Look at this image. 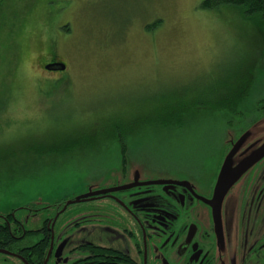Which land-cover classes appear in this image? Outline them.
<instances>
[{"label":"rangeland","instance_id":"obj_1","mask_svg":"<svg viewBox=\"0 0 264 264\" xmlns=\"http://www.w3.org/2000/svg\"><path fill=\"white\" fill-rule=\"evenodd\" d=\"M202 1L0 0V218L35 229L58 216L56 202H72L55 226L63 256L76 261L68 250L88 241L132 255L127 240L109 237L107 218L88 220L96 204L78 197L172 167L190 178L207 170L201 183L229 135L264 137V24ZM50 62L66 68L48 72ZM250 72L239 114L216 107L220 95L233 103ZM171 116L178 128L156 122ZM112 125L128 176L122 138L88 139Z\"/></svg>","mask_w":264,"mask_h":264},{"label":"flooded vegetation","instance_id":"obj_2","mask_svg":"<svg viewBox=\"0 0 264 264\" xmlns=\"http://www.w3.org/2000/svg\"><path fill=\"white\" fill-rule=\"evenodd\" d=\"M256 110H264V102ZM240 135H229L222 159L230 149L229 142ZM125 151L123 146L119 162L122 175L128 176ZM221 165L210 168L211 176L201 183L207 170L190 178L184 169L172 167L168 170L173 174L139 179L135 173L120 184L82 195L79 202L96 204L86 211L88 220L104 223L102 219L107 218L111 223L109 237L127 240L132 255L117 245L88 241L68 250V254L78 253L76 261H69L63 256L65 242L55 243V226L62 211L75 203L56 202L58 216L35 229L26 230L12 219L9 223L10 216L0 218V264L5 260L17 264H264V157L212 208L208 201L212 200ZM123 186L129 188L99 193ZM5 232L11 240L5 241Z\"/></svg>","mask_w":264,"mask_h":264},{"label":"trees","instance_id":"obj_3","mask_svg":"<svg viewBox=\"0 0 264 264\" xmlns=\"http://www.w3.org/2000/svg\"><path fill=\"white\" fill-rule=\"evenodd\" d=\"M224 5L237 9L240 13H242L243 15L242 17L244 18H250V19L255 18L264 24V0H203L201 3V8L207 9V10H213V9L218 10L220 6H224ZM50 61H53V60H50ZM245 74H246L245 77L239 78V82L241 83V86L239 87H242V89H238V91L235 90L232 93V96H235L233 103H231V100H229V95H225V96L220 95L217 103L215 104L216 107L228 111L229 116L231 115L236 116L237 113L239 114L240 112L238 110H241L240 107L239 108L237 107L238 105L240 106L242 102L244 101L243 99L245 98L243 95L246 92V89L249 88V85L251 82V72L248 74L247 73ZM242 78L244 81L242 80ZM176 110H178V108ZM156 122L160 126L166 129H175L176 127L178 128L180 126V124L182 123V119L180 117L171 116L167 119L159 120ZM129 124H133V123H129ZM116 131L117 132L119 131L118 133L120 134H115ZM97 135L101 137H108L109 135H111L114 138H122L121 143L124 138L121 134V131L118 125H112L109 127L102 126L101 128H99L98 133H94V135L92 134L89 136L88 139L91 142V144L93 143ZM65 143H67V141H63L59 143L60 149L62 148L61 146L64 145ZM67 146L68 145L63 147L65 149H62L61 153H64L69 149ZM119 148H120L119 151H122L123 143L121 146H119ZM57 154L60 155L59 153ZM1 239L2 238H0V240ZM9 240H11V237L10 235H7L5 232V241H9Z\"/></svg>","mask_w":264,"mask_h":264},{"label":"water","instance_id":"obj_4","mask_svg":"<svg viewBox=\"0 0 264 264\" xmlns=\"http://www.w3.org/2000/svg\"><path fill=\"white\" fill-rule=\"evenodd\" d=\"M43 68L48 72H63L65 70V64L61 62H50L45 64ZM239 138H237L235 141L229 142L230 149L222 161V165L215 183L212 200L208 201V205L212 208V205L215 202H220L227 190L244 172L251 168V166H253V164L259 161L262 157H264V137L250 140L248 135L245 134L241 140H239ZM248 143L251 145L248 148L243 149ZM124 188H129V186H123L122 188L116 189L113 188L111 190L101 191L99 193L115 192ZM82 198V196L78 197L75 202H79Z\"/></svg>","mask_w":264,"mask_h":264}]
</instances>
